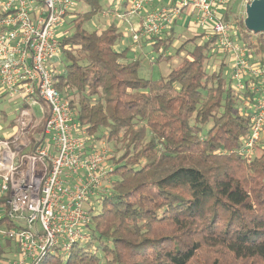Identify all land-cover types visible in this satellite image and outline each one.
I'll use <instances>...</instances> for the list:
<instances>
[{
  "label": "trees",
  "instance_id": "1",
  "mask_svg": "<svg viewBox=\"0 0 264 264\" xmlns=\"http://www.w3.org/2000/svg\"><path fill=\"white\" fill-rule=\"evenodd\" d=\"M81 1L86 10L75 12L71 31L59 37L63 66L54 86L88 135L103 133L122 152L112 159V191L96 202L98 211L89 209V239L36 264H264V146L250 158L238 150L251 113L224 66L207 69L215 38L195 44L165 76L144 78L139 59L113 48L117 24L84 26L102 11L99 0ZM237 4L227 6L224 21L252 54H264V33L246 29L245 15L232 11ZM174 25L147 40L160 52L156 63L169 58ZM0 224L15 226L6 218Z\"/></svg>",
  "mask_w": 264,
  "mask_h": 264
},
{
  "label": "built area",
  "instance_id": "2",
  "mask_svg": "<svg viewBox=\"0 0 264 264\" xmlns=\"http://www.w3.org/2000/svg\"><path fill=\"white\" fill-rule=\"evenodd\" d=\"M75 1L0 0V98L24 106L17 126L34 119L29 106L36 104L44 121L40 140L29 152H20V146L12 150L0 138V220L15 224H0V239L11 240L16 252L0 264H36L49 254L69 255L73 245L89 239V209L112 191L113 153L93 146L69 100L54 86L58 30ZM232 1L116 0L114 10L102 14L139 21L135 28L127 20L133 41L168 32L182 18L194 21L191 29H202L205 39L214 37L212 48L229 57L231 86L251 113L250 134L238 149L250 158L264 135V54L237 43L236 29L223 19ZM236 1L244 8L251 0Z\"/></svg>",
  "mask_w": 264,
  "mask_h": 264
},
{
  "label": "rangeland",
  "instance_id": "3",
  "mask_svg": "<svg viewBox=\"0 0 264 264\" xmlns=\"http://www.w3.org/2000/svg\"><path fill=\"white\" fill-rule=\"evenodd\" d=\"M237 8L236 5L233 6L234 12H239L244 14L243 6L239 1H237ZM100 5H102V11L94 14L90 19L87 20V22L84 23V26L87 29H98L99 31L108 26L111 23H117L119 20L112 15V13H106L102 14L103 11H107L108 9H112L113 5H116V0H99ZM84 4L81 0H76L74 2V6L71 8L70 13L65 16L63 25L59 28V37L63 36L65 33H69L71 31V24L70 20L74 17L75 12H82L86 10V6L83 7ZM118 8V11L121 10L120 7ZM111 12V11H110ZM130 21H133L134 19H127ZM126 21H119L123 22L124 25L120 26L119 30L121 31L120 37L117 39L116 43L114 44L113 48L116 51H121L125 48H127L126 57L129 59H139L141 64V69L139 72V75L148 78V79H157L161 76H165L173 67H175L178 62H180L181 57L186 54L187 51L191 50L192 47L197 43H202L205 40V37L197 35L203 33L202 29L193 27V30H190V26L193 25L194 21L188 20V19H181V21L186 22L188 21V26H184L181 22V26H176L174 28V35L175 39L171 46H169L165 51L164 55H168L169 58L167 60H163L159 63H156L153 59H155L159 51L157 52L154 50L150 44L146 43V40H143L141 38H145L144 36H140L138 41H133L130 33H129V23ZM197 34H195V33ZM197 35V36H195ZM192 38L194 42L188 41L184 45V47L181 49V52L176 54V49L178 48L179 44L187 39ZM237 39V43H239V39ZM250 41L254 40L253 36H250L248 38ZM151 40V38L147 39ZM210 56L208 57V64L207 69L208 70H214L221 65L224 66V72L223 76H225V80L227 82H230L231 79V68L229 64V57H226L224 55H221L219 52H217L215 49L211 48L209 50ZM61 57L58 56L57 58L53 59V64H55L56 68H61L63 66V63L61 64ZM154 61V62H153ZM59 70V69H58ZM231 83V82H230ZM22 105L19 104H13L9 99L6 97L0 98V138H6L9 141L10 148L12 150H15L18 146H20V152L23 149V152H29L31 151L34 146L37 143V140L35 138H39L38 131L43 126V112H42V106L40 104H36L33 106H29V112L34 117V119L29 118L24 120V124H20L17 126L16 129L9 127L10 120L19 115V109ZM210 126V122H207L203 125V129H206ZM32 138V139H31ZM35 140V141H34ZM90 141H92V144L96 148L103 147L113 153L114 157H119L122 150H120L119 145L114 143V140L110 139L109 141L106 139L105 134L98 133L97 139L91 138ZM89 143L91 144V142ZM264 135L261 136L260 141L256 145V149L254 150V153L256 150L261 146H264ZM96 207L92 209V213H95L101 208V203L95 204ZM90 225V224H89ZM91 226V225H90ZM83 244V243H81ZM0 245L4 248L2 249V252L0 253V259H9L15 255V251H13L14 247L13 244L10 247H6L4 240L0 239ZM97 254L99 255L100 252L97 251Z\"/></svg>",
  "mask_w": 264,
  "mask_h": 264
},
{
  "label": "water",
  "instance_id": "4",
  "mask_svg": "<svg viewBox=\"0 0 264 264\" xmlns=\"http://www.w3.org/2000/svg\"><path fill=\"white\" fill-rule=\"evenodd\" d=\"M244 25L253 34L264 32V0H251L244 6Z\"/></svg>",
  "mask_w": 264,
  "mask_h": 264
},
{
  "label": "crops",
  "instance_id": "5",
  "mask_svg": "<svg viewBox=\"0 0 264 264\" xmlns=\"http://www.w3.org/2000/svg\"><path fill=\"white\" fill-rule=\"evenodd\" d=\"M133 19H135V18H133ZM181 22L183 23L184 21H177L173 28H175L176 26H178V27L181 26V24H180ZM129 23L132 24L133 27L137 28L139 21H134V20H133V21H129ZM116 24H117V26H118L119 28H120V26H123V25H124L123 22H119V21H118ZM122 24H123V25H122ZM183 25H184L185 27L188 26V21L184 22ZM190 30H191V28H190ZM192 30H193V29H192ZM193 31H194V30H193ZM203 32H204V31H203ZM194 33H195V32H194ZM195 34H197V33H195ZM201 34H203V37H205L204 33H201ZM197 35H199V34H197ZM141 39L146 40V43L149 44V41H147L148 38L145 37V38H141Z\"/></svg>",
  "mask_w": 264,
  "mask_h": 264
}]
</instances>
